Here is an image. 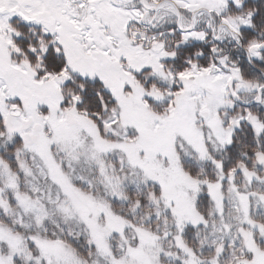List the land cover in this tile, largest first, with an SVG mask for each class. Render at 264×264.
Here are the masks:
<instances>
[{
  "label": "snow or ice",
  "instance_id": "6c2138e0",
  "mask_svg": "<svg viewBox=\"0 0 264 264\" xmlns=\"http://www.w3.org/2000/svg\"><path fill=\"white\" fill-rule=\"evenodd\" d=\"M0 264H264V0H0Z\"/></svg>",
  "mask_w": 264,
  "mask_h": 264
}]
</instances>
